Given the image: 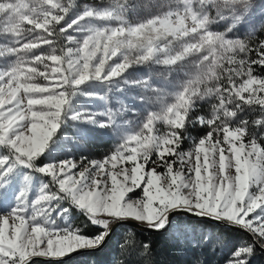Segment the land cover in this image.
<instances>
[{"label":"snow or ice","instance_id":"snow-or-ice-1","mask_svg":"<svg viewBox=\"0 0 264 264\" xmlns=\"http://www.w3.org/2000/svg\"><path fill=\"white\" fill-rule=\"evenodd\" d=\"M252 6V0H170L130 22L129 0H112L83 4L65 23L77 0H0V197L18 168L48 178L31 203L21 189L15 205L0 213V264H61L99 248L117 223L161 232L174 211L249 234L251 242L243 241L225 264H248L257 245L264 249V74H257L264 71V39H254L256 29L243 38L228 35ZM222 21L229 22L224 32L212 30ZM145 64L187 69L186 79L170 100L148 80L132 82L159 105L136 132L101 160L37 163L65 117L98 127L114 122L111 110L69 116L81 86L114 82ZM201 102L210 107L207 116L198 115ZM256 112L253 120L239 115ZM97 115L107 119L97 122ZM193 125L206 134L184 151ZM63 201L103 231L86 236L81 227H56L52 213ZM211 239L205 235L200 245ZM225 239L218 234L215 246ZM121 247L155 264L149 243L128 236Z\"/></svg>","mask_w":264,"mask_h":264},{"label":"rangeland","instance_id":"rangeland-1","mask_svg":"<svg viewBox=\"0 0 264 264\" xmlns=\"http://www.w3.org/2000/svg\"><path fill=\"white\" fill-rule=\"evenodd\" d=\"M109 1L112 2V0ZM169 2L170 0H129L126 16L130 22H136L161 10L155 5ZM252 2L253 6L244 21L238 24L232 32L228 33L230 37L243 38L250 30L256 29L254 39H264V0H252ZM83 4L110 5L111 3H104L103 0H77V7L69 13L65 23H70L80 14L82 11L81 5ZM228 24V21L213 24L212 30L224 32ZM68 35H72L79 40L83 38L84 33L70 31ZM44 50H47L46 47ZM37 51H40V49H37ZM12 59L14 57L8 58V60ZM4 64L5 59L0 57V67H3ZM186 70L176 68L169 71L160 65L145 64L129 68L122 77L111 83L87 82L81 86L80 92L71 100L69 116L73 112L96 114L106 113L111 110L114 122L110 127H98L94 123L65 117V123L62 124L49 149L40 157L37 163L47 164L69 159L79 162L81 157H87L89 160L103 159L112 153L127 135L138 130L149 112L156 111L159 108L158 104L151 102L153 97L151 91L132 82L148 80L151 87L160 90L162 96H166L170 100L171 94L175 93L178 85L186 79ZM257 74H264V71L257 68ZM40 82L43 83V81ZM209 112V105L201 102L198 115L207 116ZM239 115H244V118L253 120L258 117V112ZM106 119V116H96L97 122L105 121ZM160 127L163 128V125H160ZM186 131L191 139L185 140L181 145V149L189 151L192 147V140H198L206 133L205 129L199 125L188 127ZM3 154H5L4 150L0 149V155ZM28 173V169L18 168L12 174L7 192L3 197H0V213L9 211L15 205L16 194L21 189L27 192V201L31 203L38 197L42 185L48 183L47 177L38 173ZM26 174H28L27 179H25ZM129 195H133L135 198L134 193ZM56 203L58 202L53 201V206ZM65 208H68L69 211L57 218V214ZM52 218L56 220V227L58 228L80 227L75 223V214L68 201L59 203V207L52 213ZM176 220L177 218H174L173 225L179 231H183L186 228L185 225L176 222ZM243 241L245 240L238 241L236 247L240 246ZM231 253L228 252L224 256L225 262Z\"/></svg>","mask_w":264,"mask_h":264},{"label":"trees","instance_id":"trees-1","mask_svg":"<svg viewBox=\"0 0 264 264\" xmlns=\"http://www.w3.org/2000/svg\"><path fill=\"white\" fill-rule=\"evenodd\" d=\"M103 2L112 3L109 0ZM72 209L75 223L83 228L84 235L92 236L103 231L90 224L82 212L74 207ZM175 218H177L176 222L185 225L183 231L176 229L173 224L166 233L144 232L123 226L116 230L102 251L80 254L62 261L61 264H142V258L135 252L121 247L128 236H134L138 242L151 245L155 264H224V256L237 248L238 241L251 242L241 232L212 225L206 220H191L183 216ZM218 234L226 238L223 247H216L214 244ZM205 235L211 236L212 239L208 244L201 246L200 242ZM248 264H264V253L255 249Z\"/></svg>","mask_w":264,"mask_h":264},{"label":"water","instance_id":"water-1","mask_svg":"<svg viewBox=\"0 0 264 264\" xmlns=\"http://www.w3.org/2000/svg\"><path fill=\"white\" fill-rule=\"evenodd\" d=\"M178 216H183V217H187L191 220H206L208 221L209 223H211L212 225H215V226H218V227H221V228H226V229H232V230H235V231H238V232H241L243 233L244 235H246L250 241H251V237L249 236L248 233L246 232H243L242 230L240 229H235V228H228L226 225H221V224H217L216 222L212 221V220H208V219H205V218H201V217H198V216H195V215H191L187 212H184V211H174L170 214L169 216V222L166 226V228L164 230H162L161 232H153L149 229H146L143 227V225H140L134 221H129V222H121V223H117L115 225H113L112 227V231L111 233L109 234V236L106 238L105 242L97 249H94V250H82V251H78V252H75L69 256H66L63 259V261H67L75 256H78L80 254H84V253H90V252H99V251H102L106 245L108 244L110 238L112 237V235L116 232V230H118L120 227H123V226H126V227H131V228H134L136 230H139V231H144V232H151V233H166L170 230L172 224H173V221H174V218L175 217H178ZM256 249L262 253H264V249L260 248L259 245L256 246ZM35 260H38V261H43L45 262V258H34Z\"/></svg>","mask_w":264,"mask_h":264}]
</instances>
